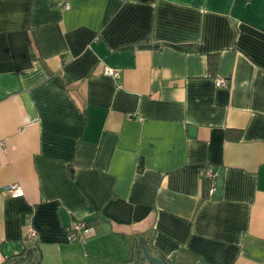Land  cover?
Returning <instances> with one entry per match:
<instances>
[{
	"label": "crops",
	"instance_id": "0c3cea01",
	"mask_svg": "<svg viewBox=\"0 0 264 264\" xmlns=\"http://www.w3.org/2000/svg\"><path fill=\"white\" fill-rule=\"evenodd\" d=\"M139 237L264 264V0H0V264H130Z\"/></svg>",
	"mask_w": 264,
	"mask_h": 264
},
{
	"label": "built area",
	"instance_id": "2783aa9c",
	"mask_svg": "<svg viewBox=\"0 0 264 264\" xmlns=\"http://www.w3.org/2000/svg\"><path fill=\"white\" fill-rule=\"evenodd\" d=\"M64 6L67 7V4H65ZM103 74L105 76H109L113 78L118 77L117 71L107 69V68L103 70ZM216 86L226 87L227 81L224 79H219L216 81ZM201 176L204 178H208L210 180L214 179V176L210 170L202 171ZM211 188L213 191V185L211 186ZM211 188H210V191H211ZM3 192L8 197H17L21 194V187L18 184H10L4 188ZM34 234H35L34 232L29 233V237L34 236ZM93 235L94 234H93L92 229L83 220L73 219L69 222V224L66 227V241L68 243L80 242V241H83L85 239L92 237Z\"/></svg>",
	"mask_w": 264,
	"mask_h": 264
},
{
	"label": "water",
	"instance_id": "95a60500",
	"mask_svg": "<svg viewBox=\"0 0 264 264\" xmlns=\"http://www.w3.org/2000/svg\"><path fill=\"white\" fill-rule=\"evenodd\" d=\"M189 133L191 136L194 134V129L190 128ZM31 254V259H27V254ZM33 248L29 249L25 258H18L10 261L8 264H38L40 260V254L38 252V258ZM130 264H169L164 258H162L155 251L150 250L145 243L139 237L135 241V256Z\"/></svg>",
	"mask_w": 264,
	"mask_h": 264
},
{
	"label": "trees",
	"instance_id": "16d2710c",
	"mask_svg": "<svg viewBox=\"0 0 264 264\" xmlns=\"http://www.w3.org/2000/svg\"><path fill=\"white\" fill-rule=\"evenodd\" d=\"M176 49L180 50V51H187L189 50V47L188 46H184V45H180V46H175ZM215 66V61L214 59H211L209 61V67H210V70H212ZM212 181L213 180H210L208 178H204L202 179V186H201V195H202V198H207L208 195H209V191H210V188H211V185H212Z\"/></svg>",
	"mask_w": 264,
	"mask_h": 264
}]
</instances>
